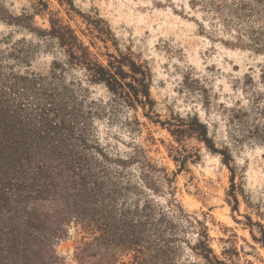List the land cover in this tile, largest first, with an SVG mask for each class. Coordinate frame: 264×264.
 <instances>
[{
  "label": "trees",
  "instance_id": "obj_1",
  "mask_svg": "<svg viewBox=\"0 0 264 264\" xmlns=\"http://www.w3.org/2000/svg\"><path fill=\"white\" fill-rule=\"evenodd\" d=\"M59 1L73 9V0ZM191 4L222 21L235 39L227 44L264 53V0ZM37 5L40 11L49 10L48 0H37ZM28 19L29 14H22L9 21L28 25ZM88 20L99 38L111 40V29L101 24L105 20ZM50 26L46 32L58 40L66 59L54 61L48 74L20 67L31 66L24 40L0 44V264H68L56 245L69 236L72 224L85 234L77 256H99L104 248L109 256L101 264H116L110 250L131 255L130 264H230L226 258L238 254L237 249L225 250V258L220 257L210 244L206 222L175 196L177 173L189 159L200 157L199 149L174 147L178 169L170 173L141 147L125 155L102 144L96 120L110 119L125 108L142 109L180 144L189 138L204 143L230 169L228 195L234 201L232 210L239 211L243 187L236 181L232 145H264V69L259 81L246 76V103L224 106L228 139L218 144L198 114L161 119L149 65L119 50L107 53L103 61L60 17H51ZM66 67L82 72L68 80L63 77ZM185 84L199 91L205 105L212 104L201 80L189 73ZM99 85L108 91L107 98L95 96L92 86ZM126 121L141 124L135 117ZM166 194L171 198L165 202L156 196ZM246 218L247 225L257 227L259 235L252 232L253 238L264 245V223Z\"/></svg>",
  "mask_w": 264,
  "mask_h": 264
},
{
  "label": "rangeland",
  "instance_id": "obj_2",
  "mask_svg": "<svg viewBox=\"0 0 264 264\" xmlns=\"http://www.w3.org/2000/svg\"><path fill=\"white\" fill-rule=\"evenodd\" d=\"M48 1L49 10L40 11L37 0H0V44L7 47L25 41L31 66L21 63V68L48 74L54 61H65L63 47L46 32L51 27L50 18L60 17L101 60L106 61L107 53L119 50L149 65L151 93L161 119L172 114H198L218 144L227 141L224 106L246 103L243 82L247 75L259 81L264 53L227 44L235 39L215 14L193 7L191 0H73V9L59 0ZM22 14L30 15L27 21L31 27L9 21L11 16ZM89 18L105 20L101 24L111 29V40L99 38ZM81 72L66 67L63 77L70 80ZM189 73L208 88L212 104L205 105L199 91L187 87L185 76ZM92 89L96 97L109 95L104 86ZM128 116L139 119V127L127 124ZM96 132L101 143L112 151L130 155L141 147L154 163L170 173L178 169L174 147L199 149L200 157L189 159L177 173V200L206 222L210 244L220 257L225 258L223 252L235 248L238 254L226 258L230 264H264V245L252 236V232L259 235L257 227L246 224V215L264 223V145H232L236 181L243 187L238 193L239 211H233L234 201L228 195L231 171L204 143L189 138L180 144L167 128L145 117L142 109L125 108L110 119H97ZM156 196L161 202L171 198L170 194ZM83 235L81 227L72 224L69 236L56 245L58 253L68 264H101L108 254L104 248L99 249V256H77ZM109 253L115 254L116 264H130L132 260L122 251Z\"/></svg>",
  "mask_w": 264,
  "mask_h": 264
}]
</instances>
